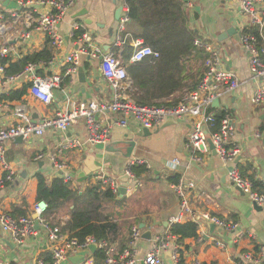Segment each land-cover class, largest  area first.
Here are the masks:
<instances>
[{
  "label": "crops",
  "instance_id": "0c3cea01",
  "mask_svg": "<svg viewBox=\"0 0 264 264\" xmlns=\"http://www.w3.org/2000/svg\"><path fill=\"white\" fill-rule=\"evenodd\" d=\"M124 4V0H76L57 25V31L64 38L58 50L52 49L46 36L39 32H32L27 41L10 39L9 43L14 45L17 54L22 57L47 51L48 56H45L47 58L39 60L47 62L51 57L53 60L43 65L38 73L41 76L59 73L61 82L59 88L53 90V100L50 104H43L33 98L28 93V85L25 83L16 88H1L0 98L3 94L22 87H26V92L19 98L0 99V127L14 123L12 109L19 104L27 106L33 120H39L65 107H76L81 102L89 100L109 102L113 88L102 77L98 59L80 56L78 67L83 69L84 82L80 81L77 73L67 75L62 60L65 54L77 46L96 45L103 51L113 52L118 56L127 70L131 62L124 59L127 55L126 48L130 47L132 52L131 46L114 45L121 16L120 14L119 19H116L115 12L121 6L122 13ZM183 6L188 13L189 28L197 36L207 39L218 51L220 67L232 71L239 79L240 84L235 91L221 93L217 97L218 104H211L208 109L214 117L223 112L231 118L234 130L230 141L239 148L236 160L239 171L244 172L247 179L251 175L253 179L262 182L264 106H254L250 102V97L253 91L262 85L264 79L250 78L248 52L240 40L243 28L249 25L256 26L250 24L249 18L241 12L236 0H188L183 2ZM261 6L264 7V2ZM31 7L37 6L33 4ZM18 9L20 8L17 0H0V11L4 13L9 24L7 34H15L16 30L24 27L22 22L28 10ZM14 11L20 14V21L15 25L12 24L11 16ZM73 23L78 24L74 29ZM229 28L234 32L219 40L220 34ZM125 29L132 37H137L133 33L137 34L138 29L133 25L131 28L130 19ZM77 31H80V34L76 35ZM82 34H85V38H81ZM200 55H203V58ZM208 55L203 49L195 48L190 58L185 61L195 80L200 79ZM15 58L18 57L13 54L7 64L13 62ZM181 81L185 86L165 97L164 101L175 102L171 105L177 104L187 92L195 89H186V86L192 84V78H183ZM130 82L129 77L124 95L130 88ZM95 118L102 127L109 128L108 138L103 143H94L83 149H66L60 153L57 151L59 143L65 139L86 138L87 131L82 118L62 132L47 129L42 135H31L21 143L15 142V139L8 141L6 157L15 174L11 182L0 188V211L33 215L37 187L35 176L42 174L47 180L60 176L52 164V157L65 165L64 173L69 176L72 188L79 190L80 193L86 187L98 184L97 179L100 176L112 177L118 188L126 187V192L122 197L116 193L120 202H107L103 205V211L109 214L115 223L114 231L109 234L110 242L107 243L113 248L112 254L116 258L129 246L131 228L136 225L141 233L134 245L138 255L135 264H144L143 257L149 250L152 239L169 233L168 220L179 209V197L171 188L173 182L168 180V177L177 174L178 178L194 183V188L187 190L193 209L234 222L237 227L234 231L217 225L211 229L209 224L205 223L201 229L197 228V237L186 238L180 243L169 233L178 245L179 261L172 260L168 249L162 253L164 264H195V261L202 264H223L239 258L247 251L264 260V208L254 206L245 193L228 181L229 163L213 153L210 147L209 152L202 154L200 162L190 158L191 152L187 147L188 136L192 130L190 119H173L174 123L170 125L162 126V122L144 131V128L133 119H128L125 127L116 125L114 122L116 115L109 111L96 113ZM218 125L219 122L215 121V128ZM38 155L40 157L36 158ZM174 157L180 160V166L177 169H170L167 162ZM131 158L146 160L150 168L144 165L146 172L134 175L136 182L132 186L130 184L131 188L127 190L130 179L123 183L120 178L125 175L124 171ZM261 192L264 193L263 190ZM72 207L73 205L68 203L59 213L48 219L54 224L64 223L68 219V209ZM186 220L189 219L183 221ZM140 224H143L141 228ZM146 230L151 232L150 239L142 237ZM238 234L241 236H237ZM215 241L223 242L225 247H217ZM50 246L51 242L41 229L22 243L15 242L9 234L0 229V264L12 262L34 264L37 258L43 257L46 252L50 253ZM98 249L99 246L96 244L94 250L86 248L76 253L70 252L63 264H104V259L97 255ZM43 259L45 260L44 257Z\"/></svg>",
  "mask_w": 264,
  "mask_h": 264
},
{
  "label": "built area",
  "instance_id": "2783aa9c",
  "mask_svg": "<svg viewBox=\"0 0 264 264\" xmlns=\"http://www.w3.org/2000/svg\"><path fill=\"white\" fill-rule=\"evenodd\" d=\"M76 0H17L20 9L28 10L23 18V28L16 30L15 34H7L9 24L5 19V15L0 11V90L1 88H16L25 83L28 85V93L43 104H50L53 100V90L59 88L61 76L59 73H51L41 76L38 70L46 63H51V57L47 62L27 61L23 68L12 74H7V60L17 55L16 60L21 59L16 52L14 45L10 44V39H21L27 41L32 32H39L46 36L49 45L52 49L58 50L63 44V35L57 31V25L68 12L71 5ZM241 12L249 18V22L255 25L258 30L259 38L253 34H241L240 40L245 50L248 52V70L252 80L264 79V7L261 4L264 0H236ZM35 4L37 7L32 8ZM128 9L124 4L120 21L117 27L114 45L122 46L129 44L132 48L129 62H139L147 57H158V52L153 50L149 45L145 44L141 38L132 37L126 32L125 26L129 21L127 14ZM12 24L15 25L20 21L18 11L12 13ZM78 24L73 23L72 29ZM81 38H85L82 34ZM193 45L197 49H203L209 55L204 61V71L199 79L195 89L187 92L182 100L174 105L169 106H154V105H139L130 98L124 95L125 86L128 84V74L122 61L113 52H105L100 46L85 45L77 46L74 50L63 56L65 64V73L74 75L77 73L80 56H86L92 59L99 60V69L104 80L113 88L112 98L109 102H100L89 100L81 102L73 108H63L57 110L51 116H43L39 120H33L28 111L27 106L19 104L13 107L12 113L15 121L5 127H0V188L14 179V170L7 160L6 150L7 142L21 136L22 139H27L31 135H42L45 130L53 129L55 131H64L78 119H83L87 131L86 138L73 137L65 139L58 145V152L66 149H83L94 143H103L108 138V127H102L96 120V113L112 112L116 115L115 124L121 127L127 125L128 119H133L140 127L150 129L156 127L166 119L188 118L192 122V130L188 136L187 147L191 155L190 158L200 162L202 154L209 152V142L211 141L215 153L227 164L228 181L237 189L245 193L249 200L264 208V193L254 189L249 180L243 177L237 166V157L239 148L230 141V136L233 133L234 127L231 118L224 115L219 121V125L215 128L214 114L209 111V107L213 100L221 93L233 92L237 89L240 82L238 77L229 70H225L219 65V53L204 37L196 36L193 40ZM14 59V60H15ZM250 102L254 106H264V82L258 86L250 97ZM208 128V129H205ZM213 128V129H212ZM212 129V130H211ZM38 155L36 158H39ZM54 168L60 173L59 175L65 180L69 176L64 173L65 165L56 158L51 159ZM143 164L146 168H150L149 164L144 159L131 158L128 162V167L124 174L130 179L127 190L133 183L136 182L134 174L131 171V166ZM170 169H177L180 166V160L176 157L167 162ZM97 180L102 184L108 185L113 193L118 192L116 181L112 177L100 176ZM131 184V186H129ZM264 188V181H262ZM173 191L179 197V209L176 214L169 218V223L181 222L189 219L197 224V228H202L206 222L213 223L223 227L228 231H234L237 227L236 223L226 221L217 216L208 213L200 212L192 208L187 190L194 188V183L184 181L178 178L171 185ZM47 205L44 201H36L32 208L33 215H18L13 216L9 212L0 211V229L9 234L17 243H22L29 236L35 235L38 230H43L51 246L50 264H63L67 259V255L84 250L89 244L95 243L100 249L104 250V264H135L138 260L137 252L134 247L136 240L140 237V229L135 225L131 228L129 238V246L122 250L115 258L112 254L113 248L106 241L96 242L88 237L84 242H78L75 239H69L63 235L57 226L45 217ZM201 233V231H200ZM237 236H241L238 234ZM219 248H224L221 241H215ZM170 250L171 258L174 262L179 261L178 245L169 233L156 236L152 239V244L149 250L143 257L144 264H164L162 253L165 250ZM34 264H48L43 257L35 260ZM195 264H202L195 261ZM223 264H264V260L255 257L252 252H243L239 258L223 263Z\"/></svg>",
  "mask_w": 264,
  "mask_h": 264
},
{
  "label": "trees",
  "instance_id": "16d2710c",
  "mask_svg": "<svg viewBox=\"0 0 264 264\" xmlns=\"http://www.w3.org/2000/svg\"><path fill=\"white\" fill-rule=\"evenodd\" d=\"M128 9L130 26L137 27V34L134 36L141 38L145 44L158 52V57H147L139 62L130 63L127 73L130 77V88L125 92L126 98L134 100L139 105L165 106L175 102L164 101L165 97L181 90L185 85L181 79L192 78V84L186 86L191 90L198 84L190 70L187 69L185 61L190 58L195 48L193 40L196 33L189 28L188 13L183 6L182 0H124ZM129 30V29H128ZM242 34H253L259 38L258 30L254 26L243 28ZM80 31L76 32V35ZM261 41V39L259 38ZM127 62L130 56V47L126 48ZM47 51H39L21 59L9 62L5 72L12 74L20 71L27 61H35L47 58ZM203 58V55H200ZM8 62V60H7ZM26 87L9 91L3 94L0 99H15L25 93ZM223 112L215 116V121L219 122ZM134 175L146 172L144 165L131 166ZM241 175L247 178L244 172ZM36 201H44L47 205L45 217L49 218L57 214L68 203L73 205L68 209V219L64 223H57L55 226L69 239L84 242L90 237L94 241L110 242L109 234L114 231L115 223L110 219V215L103 211V205L107 202H120L116 194L108 185L98 184L88 186L81 193L72 188L70 180H65L61 176L47 180L42 174H37ZM249 182L254 189L264 191L262 182L248 176ZM178 175L168 177L170 182H176ZM123 202V201H122ZM24 213H11L13 216ZM169 233L177 238V242H182L186 238L197 237V224L191 220L170 224ZM100 259L105 258L103 249L97 250ZM45 262L50 264V253L43 254ZM16 264V263H9Z\"/></svg>",
  "mask_w": 264,
  "mask_h": 264
},
{
  "label": "water",
  "instance_id": "95a60500",
  "mask_svg": "<svg viewBox=\"0 0 264 264\" xmlns=\"http://www.w3.org/2000/svg\"><path fill=\"white\" fill-rule=\"evenodd\" d=\"M183 2H187L188 0H182ZM121 14V6L117 9V11L115 12V17L116 19H119V15ZM231 32H234L233 29H227L225 32H222L219 36V40H221L222 38H225L227 35H230ZM77 75H78V78L80 79V81L84 82L85 81V77H84V72H83V69L82 67H78L77 69ZM213 105H217L218 104V98L214 99L213 100ZM174 123L173 119L169 118V119H166L162 126H166V125H170ZM144 131H146V128H144ZM15 142H23V139L21 136H18L15 138ZM209 142V147L210 149L212 150L213 153H215L214 149H213V145L211 143L210 140H208ZM120 181L123 182V183H127L128 182V176L126 175H123L121 178H120ZM126 192V187L125 186H121L118 188V192H117V195L122 197ZM254 206H257V204L254 203ZM260 207V206H258ZM259 209V208H258ZM33 217H36V214L33 213ZM207 224H209V227L212 229L214 228L215 224L213 223H210V222H206ZM143 226V224H140V228ZM142 237L145 238V239H150L151 238V232L149 230H146L142 233ZM88 249H91V250H94L96 248V244L95 243H91L88 245L87 247ZM82 257V256H80Z\"/></svg>",
  "mask_w": 264,
  "mask_h": 264
}]
</instances>
